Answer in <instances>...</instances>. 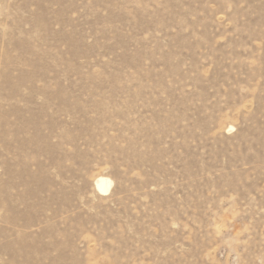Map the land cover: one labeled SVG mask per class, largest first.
Segmentation results:
<instances>
[{"label": "rangeland", "instance_id": "1", "mask_svg": "<svg viewBox=\"0 0 264 264\" xmlns=\"http://www.w3.org/2000/svg\"><path fill=\"white\" fill-rule=\"evenodd\" d=\"M0 264H264V0H0Z\"/></svg>", "mask_w": 264, "mask_h": 264}, {"label": "bare ground", "instance_id": "2", "mask_svg": "<svg viewBox=\"0 0 264 264\" xmlns=\"http://www.w3.org/2000/svg\"><path fill=\"white\" fill-rule=\"evenodd\" d=\"M113 185L111 178L105 175H98L94 179V186L96 191L101 195H106L110 192Z\"/></svg>", "mask_w": 264, "mask_h": 264}]
</instances>
